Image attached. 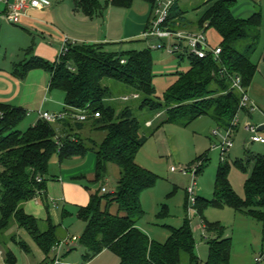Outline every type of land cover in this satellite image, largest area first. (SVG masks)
<instances>
[{
	"label": "trees",
	"instance_id": "obj_1",
	"mask_svg": "<svg viewBox=\"0 0 264 264\" xmlns=\"http://www.w3.org/2000/svg\"><path fill=\"white\" fill-rule=\"evenodd\" d=\"M103 1L77 0L76 3L90 17L103 15L108 6L128 8L133 3L132 0ZM148 1L154 8L155 0ZM205 4L209 6L197 23L200 29H214L219 34L220 60L212 56L198 58L187 52L179 54V61L187 59L190 69L176 73V81L163 98L156 95L151 49L118 52L109 50V43L70 44L67 52L54 62L34 55V46L26 50L27 57L15 67L17 77L23 79L31 69L43 68L50 74L49 90L65 93V110L87 108L91 114L100 112V117L90 116L82 122L69 117L58 124L40 118L22 131L18 127L28 116V111L19 106L0 104L3 115L0 118V244L7 245L10 240L25 252L31 251L24 240L8 234L16 225L26 230L47 260L50 259L53 246L61 240L60 225L50 216L45 229L42 228L40 220L27 213L23 204L38 192L46 191V177L54 155L58 154L62 163L70 158H84L90 152L97 156L94 183L105 181L111 164L119 167L120 177L114 192L103 191L104 186L95 191L87 186L90 201L78 207L79 219L86 222L80 244L87 249L89 258L109 250L119 257L120 264H183L185 261L187 264H231L232 237L227 235L224 225L204 218V211L212 206H229L252 215L261 223L264 234V153L250 150L235 161L244 172L252 167L245 181L244 198L232 187L230 164L225 158L221 159L218 168L213 198L196 197L197 211L208 233L209 251L205 262L196 254L195 234L188 219L179 228L168 226L170 235L165 242L150 239L139 227L145 216L141 196L159 179L155 172L137 162L147 140L165 124L187 127L202 116L210 117L218 127L230 128L241 111V94L231 88L228 74L239 75L247 90L258 71V64L252 57L262 37L263 13L256 12L249 18L238 17L234 13L235 0H208ZM184 15V9L175 1L166 25L175 30ZM223 68L228 74L222 73ZM106 79L125 84L133 91L124 95L139 94L137 99H142L137 109L153 112L156 117L160 114L157 120L147 126L149 115L138 117L136 106L111 104L122 101L120 97L124 95L114 97ZM58 125L62 127V134ZM88 127L92 132L105 133L104 138L100 142L94 138L85 139L82 131ZM208 160L206 154L198 157L201 161L198 174ZM114 204L118 206L117 213L111 212ZM164 210L160 212L161 216L167 212L166 206ZM53 261L51 259L49 264ZM16 262L13 251L6 249L5 263Z\"/></svg>",
	"mask_w": 264,
	"mask_h": 264
},
{
	"label": "rangeland",
	"instance_id": "obj_2",
	"mask_svg": "<svg viewBox=\"0 0 264 264\" xmlns=\"http://www.w3.org/2000/svg\"><path fill=\"white\" fill-rule=\"evenodd\" d=\"M65 1L70 2L73 0ZM101 1L104 3L103 0ZM176 1H178L182 6V9H184L185 15L184 20H178L175 30H201L197 21L202 16V10L206 7L207 4L205 3L208 0H184L185 4H183L180 0ZM132 2V6L128 8L111 6V8H113V13L111 16L110 25H112L114 29L126 28L128 29V33H131L132 35L137 33L140 34L138 36H133L126 39L123 43H109L107 47L111 51L118 52L151 49L154 59V72L156 74L154 81L156 94L159 98H163L165 92L170 87L171 82L169 83V81H172V75L177 71H188L190 69V63L187 59L184 61H179L177 54L169 53L168 49L173 43V40L166 39L164 41L167 44V48H152V44H158L159 42L156 40H145L142 37V33L146 30V25L148 24L149 20L154 17L157 11L158 16L162 14V9L155 7L153 8L152 4L148 0H132ZM108 7L106 9H108ZM235 10V15L241 18H249L256 12H262L264 15V0H235L234 11ZM206 32L209 43L214 46L218 45L219 35L216 33V31L214 29H209ZM261 33L262 37L260 43L252 57L254 62L258 64V71L251 86L247 89V94L249 98L255 103L257 109L254 111L251 109L247 111L241 110L239 112V125L233 136L234 146L227 152L225 156V160L230 164L229 179L232 187L242 198L245 197V181L250 175L252 167H249L248 171L244 172L235 165V161L237 159L243 158L245 156L246 150H250L254 153H264V145L252 143L250 138L251 134L243 127L248 121H251L254 124L264 123V25L261 28ZM105 83L111 87V92L114 96L116 95V88L112 87L113 84L126 87L125 84L116 82L112 79H106ZM131 91L132 90L128 88V92ZM53 94L55 98L56 96H59L61 99H63V102H65V93L62 90H53ZM141 99L138 101L133 100V102L130 100L128 102L115 101L110 103L118 107L122 106L124 103L133 105L134 108L136 106L135 114L138 117L142 118L143 115H149L150 118H155L157 120L158 116L156 117L153 112H143L140 109H137V105L141 102ZM57 105L59 110L50 112L58 113L64 110V108L62 109L63 105ZM34 116L36 115H33V117ZM30 121L31 118L27 116L20 124L18 129L25 131L28 129ZM174 125H176V128H178V142L180 141L182 152H179L176 157L173 153L165 154L163 159L164 161L160 164H151L152 161L148 163L143 160L146 166L153 167V170L155 169V173L159 176V179L156 185L151 189L149 193V199L144 203L143 209L145 211V216L141 220V226L146 232L148 231L149 234H147L152 239L164 242L170 235L168 226L179 228L188 219L195 234L196 254L200 260L202 259V261H206L209 251L207 233L205 232L203 234L202 227H200L202 223L200 215L197 211L196 203L188 204L187 188L192 184V175L190 173L187 175L183 174L180 170L172 171L171 168L176 167L180 169L182 167H187L191 170H194L196 165L201 164V161H198V157L201 154L208 155L209 160L206 166L204 167L203 171L197 175L195 192L196 196L198 197L212 199L215 189L216 175L222 159V150L219 147L220 143L222 142V138L220 136L213 137L211 135L213 130L218 129V126L210 117L207 116L198 118L187 127L177 124ZM169 128L172 127H167L166 130H169ZM184 128H187V130L185 131ZM221 133L223 134V132ZM82 135L85 139H88V141L90 137H97L98 139L100 138V140H102L105 136V133L97 132L93 135L90 128L88 127L85 129V131H82ZM191 135H193V141L190 139ZM87 144L89 145L90 143L87 142ZM196 146L201 148V150H199L201 154L198 153L199 155L197 153H192V151H195ZM140 152H142V150H140ZM151 152L153 153L154 150ZM140 154H138L137 157H139ZM90 156L93 155L89 153L84 158H70L61 163L58 154L54 155L51 158L49 164V170L46 177L47 180H51L53 175H59L58 173L61 166L71 164V166L75 168L81 161H85L86 158H89ZM180 157L184 158L181 160L182 162L178 160ZM188 160L191 161L187 162ZM79 182L84 188L90 186L94 191L102 186H105L108 189V192L116 189L118 184V180L113 171L108 172L104 182H89L87 178H83V180L81 179ZM40 194L41 192H38L34 198L40 200L39 198L42 196L43 199L46 200L44 192L41 195ZM48 199L50 206H52V210L56 212L57 217L56 220L53 221L54 223L58 222V225H60L61 234L62 231H66V236L69 239H72L74 236L78 238V241L74 243L75 248L67 257H65V255L68 249L65 246L61 249L60 257L62 256L64 262H67L68 264H120L119 257L111 251H106L98 254L95 257L89 258L87 249L80 244V238L86 229V222L79 219L78 207L67 205L64 215L63 208L65 200L63 195H53L50 193L48 195ZM165 206L167 212L161 216L160 212L164 210ZM51 217L53 219L52 215ZM204 218L208 222H218L224 225L227 230V235L232 237L233 245L231 264H258L255 261V258L259 257L264 251V234L261 223L258 222L252 215L246 212L236 211L229 206L223 208L212 206L204 211ZM21 232L22 236L20 238L17 230H15V232L10 235H17V238L19 239H27L28 234H26L24 230ZM66 236L62 237L61 239H64ZM8 243H11V245L13 244V250H15L14 252H16L17 255L16 264H25L20 247L13 241L8 240ZM7 248V245L3 243L0 244V264H6L5 254L2 256L1 252H6ZM56 254L57 253L51 252L50 259L46 260L44 264H49L51 259L55 258ZM31 260L34 259L32 258ZM183 264H187L186 261L183 262ZM259 264H264V260Z\"/></svg>",
	"mask_w": 264,
	"mask_h": 264
},
{
	"label": "crops",
	"instance_id": "obj_3",
	"mask_svg": "<svg viewBox=\"0 0 264 264\" xmlns=\"http://www.w3.org/2000/svg\"><path fill=\"white\" fill-rule=\"evenodd\" d=\"M47 1L48 4L43 8L28 9L20 24H12L5 19L7 6L0 0V104L25 108L28 111V117L31 118L29 126L35 124L40 119V111H57L59 110L57 104L63 105L62 109H65V102H63V99L59 96H56L55 98L53 91L49 90L50 74L43 68L31 69L27 76L23 79L14 74L16 65L24 61L27 57L26 50L30 46H34V55L54 62L57 60L61 47L66 39L69 40L70 44L123 43L126 39L140 34L137 33L132 35L131 33H128V29L126 28L114 29L113 26L110 25L113 13V8H111V6L108 7L109 15L108 9H106L103 15L90 17L83 13L77 6V0L70 2H66L65 0ZM180 1L185 4L184 0ZM208 6L209 4L206 5L201 14L205 12ZM234 12H236V10ZM147 26L148 24L146 27ZM220 41L221 38L219 36L218 45H220ZM176 73L172 75V81H169V83L171 82L170 86L177 79ZM112 87L116 88V95L114 96L112 93V95L116 98L124 94L133 93V91L128 92V87L122 85L113 84ZM131 102H133V100H131ZM1 113L2 112H0V114ZM33 115L36 116L33 117ZM148 120H152V122H154L156 119L149 118ZM173 125L174 124L172 123L165 124L147 140L144 147L141 149V154L139 153L140 155L137 157L138 164L152 171L153 167L146 166L143 160L148 163L152 161L151 164H160L163 163L165 154L173 153L176 157L179 152H182L180 141L178 142V128H176V125ZM167 127L172 128L166 130ZM58 129L62 134L61 125H58ZM184 129L185 131L187 130V128ZM91 133L94 135V133L97 132L91 131ZM98 133H100V131ZM190 139L193 141V135L190 136ZM95 140L97 142L101 141L100 138L98 139L97 137ZM152 150H154L153 153L151 152ZM199 150H201V148L196 146L195 151H191L193 154H201ZM90 153L93 156H90L89 158L87 157L85 161H81L77 167L74 168L71 164L61 166L58 173L59 175H53L51 180H47V188L44 192L46 200L40 196V198L38 197L40 200L33 198L23 204L27 213L40 220L42 228L45 227L48 217L52 215L53 220H56L57 217L56 212L52 210V206L49 204L50 197L48 199V195L50 193L53 195H63L65 200L63 208L64 215L67 205L80 207L89 203L90 192L87 187L84 188L80 184L79 180L81 179L78 178L80 176H84V179L87 178L89 182H93L95 179L97 156L95 152ZM182 159L184 158L180 157L178 160L181 161ZM189 161L191 160H188L187 162ZM110 171H113L118 180L120 177L119 167L116 164H111L109 166V172ZM153 172H155V169ZM104 188L106 187L104 186ZM151 189L143 192L141 196L142 206H144L145 201L149 199ZM115 190L116 189L111 192H114ZM106 191H108L107 188ZM117 211L118 206L117 204H114L111 207V212L117 213ZM55 224H58V222H55ZM139 227L146 234L148 233V231L146 232L141 226V221L139 223ZM200 227H202V230H205L203 223ZM15 230L18 231L20 238L22 236L21 231L24 229L18 228L15 225L9 230L8 234L10 235L14 233ZM24 231L28 234V237L27 239H21L28 244L31 250L30 252H25L20 248L25 264H44L47 260L46 255L39 248L32 236L26 230ZM66 235V231H62L61 238ZM150 239L152 238L150 237ZM7 247V249L13 251L17 258L16 252L13 250V244L11 245V243H8ZM106 251L109 250H104L103 252ZM1 253V255L4 256L5 252ZM70 253L71 251L67 253L65 257H67ZM31 256L34 260H31Z\"/></svg>",
	"mask_w": 264,
	"mask_h": 264
},
{
	"label": "built area",
	"instance_id": "obj_4",
	"mask_svg": "<svg viewBox=\"0 0 264 264\" xmlns=\"http://www.w3.org/2000/svg\"><path fill=\"white\" fill-rule=\"evenodd\" d=\"M7 6V11L5 13V19L12 24H20L23 16H25L26 12L30 8H43L48 4L47 0H1ZM176 0H155V8H161L162 14L158 16V11L154 15L146 28V30L142 33V37L145 40H156L158 44H152L153 49H164L167 48V44L164 42L166 39L173 40V43L170 45L168 49L171 54H182L187 52L188 54H193L198 58H207L208 56H212L215 60H220V56L222 53V47L220 45H212L209 43L206 35V31L201 29L198 31H186V30H173L169 26L166 25L167 18L169 16L170 9ZM70 43L69 40L66 39L63 43L59 56L64 55L69 49ZM125 62V60H122ZM222 73L228 74L227 70L223 68ZM231 79V88L241 94L240 99V109L241 110H255L257 106L255 103L249 98L247 94L246 88L243 86L242 79L239 75H229ZM139 98V94L133 95H124L120 97L123 102H128L131 99ZM109 100H114V98H109ZM40 118L52 123L58 124L60 121L71 118L74 121H86L90 116L100 117V112H96L91 114L89 110L86 109H71L63 110L58 113H52L50 111H40ZM160 114H158L159 116ZM2 113L0 114V118H2ZM152 121L147 122V125H151ZM239 125V115H237L232 121V126L228 129H224L218 127V129L213 130L211 135L213 137L220 136L222 138V142L219 147L222 150V158L224 159L227 152L234 146V133L236 132ZM264 126L262 124H254L251 121H248L243 126L251 134V142L259 143L264 145V128L260 130V127ZM223 132V134L221 132ZM58 137V136H57ZM59 139V137H58ZM60 140V139H59ZM199 165H196L194 170H191L187 167H182L180 169L176 167H172V171L180 170L183 174H191L192 176V184L188 186L187 192L189 195L190 203L196 202V192L195 187L197 184V175H198ZM40 181L41 178L39 177ZM103 191H106V188H103ZM203 230V234H204ZM78 241V238L74 236L72 239H69L67 236L64 239H61L57 244H55L52 248V253H57L53 264H68L64 262L62 256L60 257L61 249L65 246L68 250L74 246V243ZM264 260V251L263 253L256 258L257 263H261Z\"/></svg>",
	"mask_w": 264,
	"mask_h": 264
},
{
	"label": "water",
	"instance_id": "obj_5",
	"mask_svg": "<svg viewBox=\"0 0 264 264\" xmlns=\"http://www.w3.org/2000/svg\"><path fill=\"white\" fill-rule=\"evenodd\" d=\"M263 128H264V126H261V127H260V130H262Z\"/></svg>",
	"mask_w": 264,
	"mask_h": 264
}]
</instances>
